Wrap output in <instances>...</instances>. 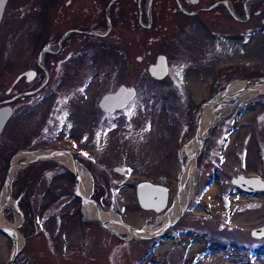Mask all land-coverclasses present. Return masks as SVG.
Returning a JSON list of instances; mask_svg holds the SVG:
<instances>
[{
    "label": "rangeland",
    "instance_id": "rangeland-1",
    "mask_svg": "<svg viewBox=\"0 0 264 264\" xmlns=\"http://www.w3.org/2000/svg\"><path fill=\"white\" fill-rule=\"evenodd\" d=\"M177 1L180 6L176 0H6L0 105L9 104L11 112L0 130L1 195L8 164L28 159L19 152L64 148L75 155L89 181L88 198L102 211L130 226H162L201 106L234 81L264 76V0H253L248 12L247 0H225L229 10L224 0ZM61 36L57 49L41 51ZM158 53L167 60L162 79L146 70ZM119 84L132 85L134 95L125 108L101 111L99 98ZM234 95L213 105L214 120L193 157L190 195L169 221L194 220L204 235L156 238L147 249L150 235L101 228L92 207L74 195L69 167L43 159L13 172L9 193L16 209L10 202L0 210L5 222L19 224L22 242L11 264H187L193 258L194 264H243L239 250L198 249L211 235L218 242L230 237L216 227L226 219L238 241L263 219L259 192H233L230 199V175L264 176V91ZM115 165L124 172L113 171ZM141 180L167 187L162 212L138 205ZM11 247L0 234V264Z\"/></svg>",
    "mask_w": 264,
    "mask_h": 264
},
{
    "label": "water",
    "instance_id": "water-1",
    "mask_svg": "<svg viewBox=\"0 0 264 264\" xmlns=\"http://www.w3.org/2000/svg\"><path fill=\"white\" fill-rule=\"evenodd\" d=\"M149 1L150 0H148V2ZM190 1L195 2L196 0H190ZM5 2H6V0H0V18L2 15V11L4 8ZM176 3L180 6V4L177 0H176ZM221 3L229 10V7H228L227 2L225 0L221 1ZM181 9H183V8H181ZM184 11L187 13H192V11H186V10H184ZM62 37L63 36H61L59 38V40L57 41L55 49H57L59 47L60 41L62 40ZM41 51L42 52L43 51L49 52L52 50L44 47ZM146 70L152 78L162 79L167 74V71H168L167 60H166L165 55L162 53L156 54L154 61L147 65ZM24 75H25L26 80H28L31 76L29 74V71L25 72ZM46 76L43 79L40 86L43 85V83L45 82ZM251 83H264V76L246 79V84H251ZM227 88H228V86H226L223 89V91L221 93L222 95L220 96V100L215 99L212 101L214 103L220 102V101L225 99L224 96H226L227 98L232 97L234 94H237L238 92H240L242 90V89H239L233 93H230L227 91ZM32 92H34V90L20 92V93L15 94L13 97H15L17 95L32 93ZM134 93H135V88L132 85L119 84L116 86V88L113 91L104 93L99 98L97 105L101 111H103L105 113H112L116 110H119V109L125 107L126 104L128 103V101L134 95ZM211 99H213V98H211ZM211 99H209V100H211ZM10 112H11V107L9 104L0 105V130H1L2 125L4 124L5 120L9 116ZM199 119H200V109H199L198 114L196 116L195 127L198 126ZM198 148H199V146L197 148H195V150L190 155L185 157V159L183 160V162L181 163V165L179 167L178 173H181L183 171V169L185 168V166L187 164L188 157L189 156L194 157ZM33 151L38 152V154H36V157L33 159H30V160H22V166L29 165V164L37 162L39 160L50 159V158H52V156H54L55 154H57L59 152L70 153L71 158H72V162L73 163L76 162L75 155L68 149L56 148V149H53L52 152L38 151V150H23V153H29V152H33ZM11 164H12V162H10L8 164L6 174H5V177L3 180V185H4L3 200L7 201L8 199H10L13 207L16 209L15 203L12 200V198L10 197V193H9V183H10V179L13 175V173L10 174V172H9ZM112 170L117 172L118 174H122L124 172L121 167L116 166V165L112 167ZM71 172L73 173V176H74L73 193L76 197L80 198V200L83 202V201H85V199L82 198V196L78 190V185H79L78 176L73 172V170H71ZM177 183H178V181H177ZM231 183L236 185L238 188H240L241 190H243L245 192L264 190V176L262 178V177L255 176V175L237 174V175L231 177ZM135 190H136L135 197H136L137 203L142 209L152 210L154 212H160L162 209L165 208V205L167 203V198H168V191H167V187L165 185L154 183V182H151L148 180H141L135 184ZM90 200L92 202H94L97 206V203L92 198H90ZM1 208H2V206H1ZM181 210H182V208L180 209V212H181ZM94 219H96L100 223L101 226L108 228L107 227L108 222L101 220L97 216L94 217ZM20 220H21V217H20ZM115 222H118L119 224H121L125 227H130L129 224H127L126 222H124L120 219L116 220ZM18 227H19V224L17 227H15L12 234L9 235V233L7 232V228H5V226L0 225V234L4 235L10 241H12L11 251H10L9 256L6 259L4 264H11L15 254L18 250V248H17V246L13 240L16 238V231H17ZM161 228L162 227H160L155 234L159 233ZM258 230L259 229L257 228L254 231L257 232ZM263 231H264V228H263ZM12 237H14V238H12ZM138 237H142V235H138Z\"/></svg>",
    "mask_w": 264,
    "mask_h": 264
},
{
    "label": "bare ground",
    "instance_id": "bare-ground-1",
    "mask_svg": "<svg viewBox=\"0 0 264 264\" xmlns=\"http://www.w3.org/2000/svg\"><path fill=\"white\" fill-rule=\"evenodd\" d=\"M252 1L253 0H247L246 1V3H245L246 12H248L249 6L252 3ZM227 5L231 9V6L229 5V3H227ZM55 47H56V45H52V46H49L48 49L55 50ZM239 89H242V90L239 93L235 94L233 98L245 97V96L253 95L257 92H263L264 91V83L246 84V80H238V81H234L233 84L229 85L227 88V91L230 93H233ZM221 95L222 94L220 93V95L218 97L211 99L210 101L206 102L205 104H203L201 106L199 123H198V126L195 127L194 139L191 141V144L189 145V150L187 151L186 156L190 155L195 150V148H197L200 145L203 134L205 133V131L208 129V127L211 125V123L214 120L215 112L213 111L212 107L216 103H214L212 100H215V99L220 100ZM224 98L226 100V99H229L230 97L227 98L226 96H224ZM221 111L223 112V109ZM50 152H52V151H50ZM36 154H38V152H33V153L32 152H29V153L19 152L17 157H19L21 155H25L28 158L26 160H30V159L35 158ZM52 159L57 160L59 162H62L63 164L68 166L70 170H73V172L78 176V179H79L78 190H79L82 198L85 199L84 202L87 205L92 207V218L97 216L101 220L108 222L107 227L109 229H111L112 231H114L116 233L123 232L125 234H128L129 237L138 236V235L153 236V235H155L157 230L160 227H162V226L148 227L145 224H141L139 227H134V226L125 227V226L119 224L118 222H115L116 220H118L116 215L102 211L98 205L96 206V204L88 198L89 197V181H88V178L85 177V175L81 169V166L77 162V160L75 163H73L71 155L68 152H59V153L55 154L54 156H52ZM21 166H22V164L19 163L18 161L13 162L10 166V170H9L10 174L15 172V170ZM193 175H194L193 157L189 156L185 168L183 169V171L181 173H178V178H177L178 183L176 182L177 190L174 193V195L172 196L171 205L165 211H163L165 208L160 211V212L163 211L161 213V216H160V221H162L161 222L162 225L165 224L167 221H170V219L174 218L180 212V209L183 207L184 203L186 202L188 195H190V193H188V190H189L191 178ZM185 182H186V184L184 185ZM3 191H4V188H3ZM135 195H136V190H135ZM10 202H11L10 199H8L7 201H4L3 195H1L0 196V210H1V206L3 207L7 203H10ZM0 225L5 226V228H7V232L9 233V235H11L13 230L15 229V227L18 226V225H14V224L5 222L1 218V216H0ZM12 238H14V237H12ZM13 240H14L17 248H19L22 241H21V237L17 231H16V238ZM10 242L12 244V241H10Z\"/></svg>",
    "mask_w": 264,
    "mask_h": 264
},
{
    "label": "flooded vegetation",
    "instance_id": "flooded-vegetation-1",
    "mask_svg": "<svg viewBox=\"0 0 264 264\" xmlns=\"http://www.w3.org/2000/svg\"><path fill=\"white\" fill-rule=\"evenodd\" d=\"M97 34V33H95ZM94 34V35H95ZM98 36V35H97ZM34 73V70H33ZM45 83V82H44ZM13 97V95H12ZM10 98V97H9ZM4 104V103H3ZM2 105V104H1ZM237 174H234L233 176H235ZM231 177L232 175H230V199H232L235 196V193H240L243 195H246L250 192H245L243 190H241L240 188H238L236 185L231 183ZM212 181V179H203L199 185V187L196 190V193L201 191V188L203 186L208 185L210 182ZM201 187V188H200ZM255 192H259L260 194V203H259V208L261 209L259 212V215L262 216L263 215V219L257 223L254 224L250 227H247L244 231V238L243 241H238L235 238V225L229 220H225L223 223L218 224L219 229H223L222 227H224V230L226 233L230 234L229 238H226L223 241H217V238L213 235L209 236V238H205L204 243L199 242L198 246L200 245L201 248L199 251H203L206 252L208 250V245H218L221 246L223 249L225 250H239L243 253V264H264V190H260V191H253V193ZM252 194V193H251ZM232 202V201H230ZM152 211V210H151ZM153 213H156L154 211H152ZM96 222L99 226L100 223L98 221H94ZM178 220H173V223H169V221H167L165 224L162 225V228L159 232V234H155L153 236H150L149 238L146 239V243H145V247L147 249L152 248V244L151 242H154L156 240V238H161L164 241H171L174 242L178 237L183 236L184 234L186 235H192L198 238L199 235H204L205 233H203L202 231H197L196 230V223L194 220H186L184 221V223L179 224ZM101 228H104V226H101ZM259 229L257 232H255V229ZM164 231V232H163ZM170 235V236H169ZM170 238V239H169ZM197 246V245H196ZM196 246H193V252L191 253V255H193L195 253V250L197 249ZM195 249V250H194ZM178 252V249H177ZM195 257L198 255L194 254ZM257 257L258 259L256 260H252V258ZM196 261L195 258L190 259L187 261V264H194V262ZM180 262V261H179ZM178 262V263H179ZM166 263H169V259H166ZM176 263V264H178ZM182 264V263H181Z\"/></svg>",
    "mask_w": 264,
    "mask_h": 264
},
{
    "label": "trees",
    "instance_id": "trees-1",
    "mask_svg": "<svg viewBox=\"0 0 264 264\" xmlns=\"http://www.w3.org/2000/svg\"><path fill=\"white\" fill-rule=\"evenodd\" d=\"M96 221V220H95Z\"/></svg>",
    "mask_w": 264,
    "mask_h": 264
}]
</instances>
